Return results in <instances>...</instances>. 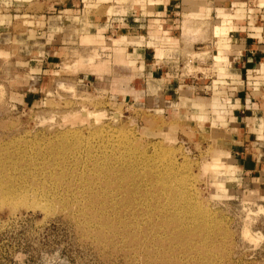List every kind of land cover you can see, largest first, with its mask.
Returning a JSON list of instances; mask_svg holds the SVG:
<instances>
[{"label": "rangeland", "instance_id": "1", "mask_svg": "<svg viewBox=\"0 0 264 264\" xmlns=\"http://www.w3.org/2000/svg\"><path fill=\"white\" fill-rule=\"evenodd\" d=\"M166 1L0 0V264H264V109L234 101L264 60L233 62L237 32L264 47V0L165 25ZM131 36L134 86L100 74Z\"/></svg>", "mask_w": 264, "mask_h": 264}, {"label": "crops", "instance_id": "2", "mask_svg": "<svg viewBox=\"0 0 264 264\" xmlns=\"http://www.w3.org/2000/svg\"><path fill=\"white\" fill-rule=\"evenodd\" d=\"M207 4H212V5H204V0H167L165 4H159V6L154 8L153 11V15L155 16V18H160V19H155V21H162L165 25L167 24V22H172L173 24H175V21H179L183 19V15L185 16H191V15H197L196 19L197 20H193V21H197V22H192L193 24H198V15L201 13H218V11L222 8V9H226V10H230L232 9L233 5L235 6V4L237 3V1H239L238 3H240V0H206ZM209 1V2H208ZM224 16H227L228 13H224ZM178 17V18H175ZM181 17V18H180ZM195 19V18H194ZM191 20V19H190ZM183 21V20H182ZM192 21V20H191ZM202 22V21H200ZM226 23L227 29L230 31V29H232V26H229L228 21L224 18L222 20V23L219 27H222L223 23ZM179 27V26H177ZM235 27V26H234ZM249 28V27H247ZM175 30L176 28L171 26L169 28L170 31V35L173 36V38H171V40H175ZM248 32V31H247ZM130 35V34H129ZM238 37L240 38V42L239 44H241L244 49L243 52L240 53L238 56L234 55L233 56V62L235 63V73L236 75H240L242 76V70L246 67L251 66V64L253 62H255L257 59L260 60H264V48L262 45L258 46V44L256 42H254V39L252 38V35H250V33L248 34V36L243 38V34L237 32ZM133 41H130L132 45L129 46V48L123 50V48L121 49V51L123 52V55H126V58L124 57V62L122 60V62L120 61H116V64L112 63L111 66H108V62L107 64L104 65V69H101V76L103 75H108L107 72L111 71V73L114 72V74L118 75L119 78L124 79L128 85H132L134 86V83L137 82L140 77H141V64L143 63V61L146 59V52L147 50H149V48H145L142 49L137 45V42L139 40L138 37L135 36H131ZM259 43V42H258ZM257 44V45H256ZM236 45V44H235ZM151 50V49H150ZM151 53V52H150ZM222 52H220L219 57H217L218 61H222ZM150 56H152V60L153 63H156V54L154 53L153 55L149 54ZM143 58V61H141V59ZM147 61V60H146ZM106 63V61H104ZM138 62V63H137ZM239 64V69H237V64ZM135 63H137L136 65H134ZM133 64V65H132ZM146 64V62H145ZM148 68H150V73L153 77L155 76H159L160 73V67L155 66V67H151V65H146ZM171 67H173V65H171ZM255 67V66H254ZM110 69V70H109ZM109 70V71H108ZM168 70L166 69V72ZM250 71L252 70H246L245 72L248 74ZM169 72H173V70L169 71ZM262 73H264V66H262L261 71ZM110 74V72H109ZM105 77V76H103ZM128 80V81H127ZM250 90L249 93L246 92V89H241V91L239 92H245L244 95H237L234 98V101L236 102H243L242 106L246 108V113L243 111V114H247V116H245L243 118L242 121L240 122H245L249 119L258 117L260 115L261 109H264V94L263 91H259V95L258 99L257 97H255L258 93L257 91H255V89H248ZM168 102V101H167ZM170 102V101H169ZM216 110H214V104H213V112H215ZM226 112V111H225ZM218 113V112H215ZM216 115V114H214ZM225 115V113H224ZM223 115V116H224ZM200 118H204L205 116H200ZM249 125V124H248ZM264 125V122H263ZM245 136L242 141L243 142H249L250 146H253L255 144L254 139L252 141L249 140V138L251 137V135L253 133H250L248 130L245 129V131L243 132ZM233 135H235L233 133ZM243 136V135H242ZM237 143L236 145L234 144L232 146V149H237L238 151L233 150V153H235V155L239 158L242 159L241 160V168L242 170L249 174H256L259 171V166H261V161L260 160H256V154L250 150H247L249 152H243L245 151L244 149L240 147H238ZM238 147V148H237ZM229 149V148H228ZM229 153V152H228ZM231 153V150H230ZM235 156V157H236Z\"/></svg>", "mask_w": 264, "mask_h": 264}, {"label": "bare ground", "instance_id": "3", "mask_svg": "<svg viewBox=\"0 0 264 264\" xmlns=\"http://www.w3.org/2000/svg\"><path fill=\"white\" fill-rule=\"evenodd\" d=\"M81 117L83 118V120H87L88 118H89V114H88V112L87 111H82L81 112ZM208 165V164H207ZM215 167L216 166H219V163L217 164V165H214ZM221 166V165H220ZM219 166V167H220ZM207 167V166H206ZM209 167V166H208ZM208 170H209V168H208ZM219 171V170H218ZM227 171V170H226ZM214 172H216V170L214 171ZM221 176V175H220Z\"/></svg>", "mask_w": 264, "mask_h": 264}]
</instances>
